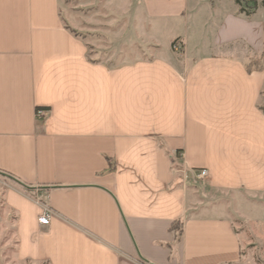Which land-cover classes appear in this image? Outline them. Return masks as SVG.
I'll return each mask as SVG.
<instances>
[{
  "label": "crops",
  "instance_id": "obj_1",
  "mask_svg": "<svg viewBox=\"0 0 264 264\" xmlns=\"http://www.w3.org/2000/svg\"><path fill=\"white\" fill-rule=\"evenodd\" d=\"M135 1L149 20L193 21L177 37L184 54L109 67L60 0H0L1 203L14 214L17 258L264 262V210L252 217L240 205H264V6L200 0V14L197 0ZM39 108L49 113L38 118ZM233 213L260 227L259 259L253 229Z\"/></svg>",
  "mask_w": 264,
  "mask_h": 264
},
{
  "label": "rangeland",
  "instance_id": "obj_2",
  "mask_svg": "<svg viewBox=\"0 0 264 264\" xmlns=\"http://www.w3.org/2000/svg\"><path fill=\"white\" fill-rule=\"evenodd\" d=\"M197 1L199 9L197 13L203 14L206 7L204 4L201 7L203 2L200 4L201 1ZM204 1L216 5L222 0ZM261 1L242 0V5L248 11H252L255 6L258 7L261 4ZM60 2L66 23L76 36L86 42L90 56L109 67L155 57L163 51L175 52L176 55L185 53L184 45L177 37L184 35L188 29L186 24L188 25L192 20L184 21L183 18L179 19L180 21L163 18L149 20L141 13V6L135 0H60ZM194 15L192 16L195 17ZM174 44L177 45L178 50L174 48ZM193 45L194 42H188L189 49H192ZM175 165L181 168L177 162ZM9 183L8 178L0 175V264H47L46 262H21L17 258L14 214L7 212L1 203L2 191ZM217 196L219 200L227 203L245 199L242 194L235 192H220ZM240 205L243 211L252 217L261 216L264 210L261 202ZM227 213L231 215L232 210ZM232 216L238 228H243L244 232L253 229L255 236L250 242L257 251L256 258L259 259L262 248L260 227L254 222H246V225L241 226L240 223L243 221H237L234 213ZM256 263L264 264L260 259Z\"/></svg>",
  "mask_w": 264,
  "mask_h": 264
},
{
  "label": "built area",
  "instance_id": "obj_3",
  "mask_svg": "<svg viewBox=\"0 0 264 264\" xmlns=\"http://www.w3.org/2000/svg\"><path fill=\"white\" fill-rule=\"evenodd\" d=\"M174 48L176 50H178V47H177L176 44H174ZM48 113H49V110L46 109V108H39V109H37V116H38V118L45 117ZM208 175H209L208 169L203 168V169H200V170H198L196 172L195 177H196L197 180L203 181V180H205L208 177ZM44 208H45L44 213H42L39 216V219L38 220H39V222L41 224L47 225V224L50 223V218H51V216H52L53 213H52V210H50V208H48V207H44Z\"/></svg>",
  "mask_w": 264,
  "mask_h": 264
},
{
  "label": "trees",
  "instance_id": "obj_4",
  "mask_svg": "<svg viewBox=\"0 0 264 264\" xmlns=\"http://www.w3.org/2000/svg\"><path fill=\"white\" fill-rule=\"evenodd\" d=\"M236 2L239 3V4H242V0H236ZM261 5L264 6V0L261 1ZM256 7H257V6H255L254 8H256ZM261 67H262V66H261ZM178 225H180V227H181V221H179V222H174V223L172 224L171 229H172V230H177Z\"/></svg>",
  "mask_w": 264,
  "mask_h": 264
}]
</instances>
